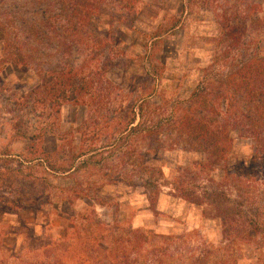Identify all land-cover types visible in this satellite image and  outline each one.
<instances>
[{
  "label": "trees",
  "instance_id": "trees-1",
  "mask_svg": "<svg viewBox=\"0 0 264 264\" xmlns=\"http://www.w3.org/2000/svg\"><path fill=\"white\" fill-rule=\"evenodd\" d=\"M107 1L0 0V36L4 38L1 63L26 67L39 80L25 95L4 99L0 111L7 117L2 116L1 125L28 144L27 163L45 164L55 173V166L48 161L50 155L37 148L46 133L30 126L33 120L29 118H53L63 105L82 108L86 120L76 130L85 131V140L71 152L65 146V168L59 169L65 177L73 179L80 168L97 165L104 180L100 186H90L138 185L150 206L161 190L168 189L172 197L219 219L224 236L249 241L247 234L256 236L264 229V188L255 187H264V55L245 40L247 16L220 12L221 32L215 39L212 63L188 98H160L157 104L152 103L154 84L159 83L161 75L151 70L142 75L144 84L152 83L148 94L131 102L108 76L114 62L123 60L108 48V39L99 36L94 27L99 25ZM3 88L0 82V92ZM234 137L250 140L253 151L248 162H239L229 171L225 164ZM100 141L110 145L96 150ZM175 150L199 159L166 178L153 157ZM107 151L115 155L113 169L106 165ZM216 172L222 175L219 182L213 178ZM229 183L237 187L231 190ZM74 184L65 196L68 206L76 201L103 205L90 198L88 189L93 187L84 189L82 184ZM229 191L240 200L234 203L233 218L227 210ZM21 204L8 201L1 205L12 210ZM93 214L66 220L72 224L67 231L76 245L65 251V261L76 262L77 255L87 258L97 247L105 255L103 259L118 262L130 256L137 264L148 257L152 264H160L162 240L157 242L151 234L132 230L118 229L108 234L111 229L96 221ZM78 220L82 226H78ZM86 225L93 229L89 239H83ZM100 244L107 248L102 249ZM146 246L149 248L143 250Z\"/></svg>",
  "mask_w": 264,
  "mask_h": 264
},
{
  "label": "rangeland",
  "instance_id": "rangeland-1",
  "mask_svg": "<svg viewBox=\"0 0 264 264\" xmlns=\"http://www.w3.org/2000/svg\"><path fill=\"white\" fill-rule=\"evenodd\" d=\"M223 10L239 13L243 18L247 16L249 27L245 40L264 55V0L107 1L99 25L94 27L99 36L108 39V48L123 60L118 65L114 62L109 79L129 95L126 100L132 102L135 98L138 102L148 94L152 84H144L142 75L157 70L161 76L159 83L154 84L151 102L157 104L160 98L185 100L212 63ZM3 40L0 36V82L4 84L0 105L4 99L25 95L39 84L28 68L1 63ZM2 116L4 112L0 111V264H133L130 256L118 262L103 259L105 255L97 247L87 258L77 255L76 262L65 261V251L76 245L67 231L72 224L66 220L84 218L91 212L96 221L111 229L108 234L118 229L132 230L151 234L158 238V241L154 239L157 242L162 240L160 264H264V229L256 236L247 234L249 241L244 242L224 236L219 219L203 215L202 208L172 197L168 189L160 191L153 206L138 185L135 188L107 185L100 189L104 173L97 165L80 168L73 179L65 177L59 171L65 168L62 165L65 146L71 152L80 145V140H85V131L76 130L86 120L82 108L63 105L53 118L44 121L29 118L33 120L30 126L46 133L37 148L50 155L48 161L55 166V173L48 171L45 164L26 162L28 144L5 124L1 125ZM109 145L100 141L95 149ZM176 150L153 157L166 178H172L179 168L199 159ZM252 151L250 140L234 137L225 164L227 170L232 171L239 162H248ZM107 152L106 165L113 169L115 155L109 154L111 150ZM221 176L219 172L213 174L217 182ZM74 182L82 184L84 189L91 183L98 184L90 186L93 188L88 189L91 190L88 194L103 205L76 201L68 206L65 196L76 185ZM228 186L232 190L237 184ZM255 187L264 188L259 184ZM228 196V216L233 218L234 203L240 200L233 191ZM8 201L22 204L11 210L1 205ZM80 222L78 226H82ZM83 230V239H89L92 226L86 225ZM107 244L111 248L110 240ZM100 247L107 248L105 244ZM140 254L143 256V251ZM150 261L154 262L147 257L137 264H152Z\"/></svg>",
  "mask_w": 264,
  "mask_h": 264
}]
</instances>
